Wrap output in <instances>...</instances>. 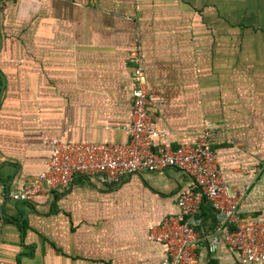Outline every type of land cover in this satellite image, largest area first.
Here are the masks:
<instances>
[{
  "label": "crops",
  "instance_id": "1",
  "mask_svg": "<svg viewBox=\"0 0 264 264\" xmlns=\"http://www.w3.org/2000/svg\"><path fill=\"white\" fill-rule=\"evenodd\" d=\"M134 39L151 125L171 148L206 133L239 215L264 218V0H0V264H160L146 235L190 188L175 169L10 198L51 138L127 142ZM195 219L199 235L216 224ZM198 241V264H236Z\"/></svg>",
  "mask_w": 264,
  "mask_h": 264
},
{
  "label": "built area",
  "instance_id": "2",
  "mask_svg": "<svg viewBox=\"0 0 264 264\" xmlns=\"http://www.w3.org/2000/svg\"><path fill=\"white\" fill-rule=\"evenodd\" d=\"M141 61L142 49L134 39L127 60L131 67L130 122L125 128L127 142L51 138L47 141L44 170L25 179L10 194L11 200L27 203L43 192L67 189L78 176L114 186L141 172H159L169 167L187 176L190 188L178 195L176 215H166L148 228L146 238L164 248L160 264H198L195 248L199 239L207 253L213 254L219 244H224L234 254L236 264H264V218L239 215L244 190L229 191L206 133L194 144L171 148L166 132L151 125ZM202 207L210 210L216 224L211 233L199 235L195 216Z\"/></svg>",
  "mask_w": 264,
  "mask_h": 264
}]
</instances>
